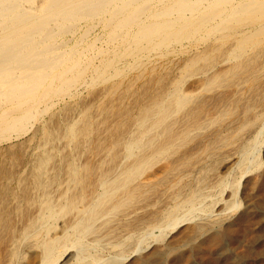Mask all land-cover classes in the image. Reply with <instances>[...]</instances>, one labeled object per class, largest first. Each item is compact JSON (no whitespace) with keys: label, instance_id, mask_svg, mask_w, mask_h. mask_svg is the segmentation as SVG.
<instances>
[{"label":"rangeland","instance_id":"rangeland-1","mask_svg":"<svg viewBox=\"0 0 264 264\" xmlns=\"http://www.w3.org/2000/svg\"><path fill=\"white\" fill-rule=\"evenodd\" d=\"M98 19H81L83 28L77 34L87 32L75 48L83 59L89 57L88 62L94 58V64L101 63L90 74L85 67L76 84L92 78L99 82L71 87L73 97L53 94L45 98L42 101L51 103L48 116L39 111L45 103L38 102L37 120L30 118L34 123L29 131L0 142V264L12 260L11 264H37L42 256L39 241L32 238L17 243V258L7 251L12 247L10 237L19 236L26 225V214L38 213L37 205L28 201L36 192L23 188L28 183L33 186L29 168L44 152L51 154L50 175L58 172L63 180L50 183L56 188L51 191L56 200L64 199L65 195L60 197L64 190L65 199L81 191L94 196L90 203V197L77 201L80 214L65 210L51 220L45 234L46 241L56 244L50 264H236L239 260L255 264L261 247L249 245L264 216V37L241 51L239 38L248 32L238 35L230 30L178 43L169 40L155 47L156 40L136 51L134 37L124 44L122 35L111 37V28ZM130 25L136 29L135 22ZM86 41L95 42L88 51H84ZM110 59L108 70L103 65ZM102 73L105 77L101 78ZM116 85L118 90H113ZM176 88L184 97L182 103L172 93ZM162 100L167 102V115L162 114ZM147 107L154 113L141 122L139 115ZM42 124L51 129L52 137L53 133L58 137L40 146L44 137L37 129ZM69 124L77 131L71 138ZM242 146L249 150L243 151ZM72 162L78 168L75 182L67 175ZM128 184L138 193L133 200L127 195ZM114 198L121 206L107 205L92 228L79 235V222ZM170 213L175 217H169ZM157 217L165 221L153 223ZM141 218L145 224L140 231H130L128 226Z\"/></svg>","mask_w":264,"mask_h":264},{"label":"bare ground","instance_id":"bare-ground-1","mask_svg":"<svg viewBox=\"0 0 264 264\" xmlns=\"http://www.w3.org/2000/svg\"><path fill=\"white\" fill-rule=\"evenodd\" d=\"M92 16L93 17L95 16L97 18L99 17L101 21H104L107 24L106 26H109L111 28L112 31L111 33L109 32L111 34V37L115 36L117 33L118 35H122L121 41L124 42V44L126 43V41L129 42L130 39L134 37L135 39H134L133 46H136V51L141 50L145 43L154 44L156 40H159V42L155 44V47L165 45L168 43L169 40H173L178 43L179 40H182L184 38H187V39L188 38L196 39V37L206 38L207 36L209 37V36L214 35V33H218V35L221 32L224 33L225 30L235 31V33L236 32L239 33L238 35H241V33L243 34L244 32H248V34L246 33L247 36L245 35L246 36L245 38L241 36H240L241 38H239L241 40V44L238 47H239V50L241 51V48H246V46L253 47V45H256L259 42V40H261L264 37V0H0V142L1 143L3 141L7 142V140L10 141V139L17 138L29 131L30 127L34 123L30 121V118L35 117L36 119L37 113H34L35 111L34 109L38 102L44 100L47 97H50L53 94L61 95L62 98L65 95L67 97H73L74 96L73 94L75 93L73 92V90L70 91L71 87L75 88L78 85H80V83L82 82H84V84H90V83L100 80L99 78L98 79L92 78V80L88 82L85 79V80H81L80 83L76 84V82H78L77 80L78 77H80V74L81 72L84 71L85 67L90 68V71H89V74H90V72H93L96 70V68L98 67V64H101L97 62L98 64L96 63L97 64L96 66V64L93 63L94 58L91 59L92 61L88 62L89 57H87L86 54H85L86 55L85 59H83L80 54V51L77 48H75L76 43H79L84 40L82 37L87 32L84 29L83 32L82 30L79 32V35L77 34V31L80 28H83V26H80L81 25L80 21H82L81 19L86 18V17H92ZM133 22H135V26H136V29L134 28V30H132V25H130ZM245 23L247 25H244ZM106 26L104 29L108 28V27L106 28ZM102 27L103 25L101 24V28ZM247 28L248 30L245 31ZM66 34H69V37H66L65 36ZM239 39L237 38L236 42L237 41L239 42L240 41ZM69 41L72 42L71 45L69 44ZM185 41H184V44H185ZM86 42H87V45H86L87 48L84 47V51L85 50L88 51V49L92 48L91 46H93V43H95L94 41H86ZM100 42H102V40ZM238 47H236L235 49L238 50ZM117 51L119 52V49ZM116 52H112V53L115 54ZM99 53H101V50L98 48L97 54ZM119 57L120 56H118V58ZM97 60L99 61V58ZM104 61L105 63L104 65L103 64L102 65L106 66L107 67L106 69H108L109 68L108 66L112 65L111 59L108 61L107 60H104ZM99 77L102 78L105 76L102 73V75ZM59 83L60 85H56ZM111 85L113 86L114 84H111ZM117 88L118 87L116 85V89L113 88V90H118ZM172 93L175 96H177L175 99L178 103L183 102L184 97L181 96L180 91L177 90V88ZM48 100L47 101L45 100V102L42 101L45 103L43 105L44 108L43 109L41 108L39 110L40 112L42 111L43 116H44L45 111L49 109L51 106V103L49 102L50 100L49 101ZM47 102L49 104H47ZM162 103L164 104L161 106L163 107L162 110L165 109L162 114L164 115L169 114L168 108L166 109L167 104L165 105V103L167 102L164 103L163 101ZM148 107H147V110L142 111L143 112V114L141 113L142 115H139L141 116L140 119H138L139 121L142 122L145 118H147V116H150L151 114L154 113L150 111ZM167 107H171V106H167ZM40 112H39V115H40ZM161 112L162 111H160V113ZM46 115H47V111H46ZM159 116H157V118ZM147 120H150V118ZM146 123H143V124H146ZM46 124L45 126L42 124V126H40L37 129L41 131L39 133H41L44 137L42 141L40 139L42 135L40 134V136H37L41 140L40 142L41 144L39 143L40 146L42 145V143L44 145H48L50 143L49 140H51L53 137L54 138L58 137L54 135L55 133H53V137L51 136L52 133H50L49 131L51 129H49L47 127L48 124L47 125ZM156 125H158V123ZM69 126H72V127H69ZM69 126H68V128H70L69 133L67 130L66 132L69 134L70 138L73 137L74 135L76 136L77 131L76 129L73 128V126L75 127V125L69 124ZM166 126H169V125H166ZM50 128L52 127L50 126ZM28 143L30 144V142ZM169 143L170 142H167V144ZM131 148L132 147H130V149ZM156 148L155 150L157 152ZM248 150L249 149L246 146L243 148V151H248ZM23 153H25V151ZM50 158H51L50 152H44L43 154L39 153V155L35 157L31 168H29L31 169L32 178L30 177V179L31 181H33L32 183L33 186L29 185L28 183V186L24 185L25 187L23 189H25L28 192L30 191L33 193L36 192V196H32L34 195L32 194L30 196L31 198H29L28 201H32L35 205H37V208H35V210L37 209L36 211L38 213L37 215H33L32 213L31 214L27 213L25 217L27 223H25L26 225L24 226V228H22L20 235L18 234L19 236L15 238L14 236L10 237L11 243L9 245L12 247L9 248L10 252L7 251V253L11 256V258L13 257V259L19 256L18 247H19V244L21 243L20 240L25 239V238H32L33 240L35 239L37 242L39 241V246L41 247V250H42L41 252L42 256L38 258L40 260L38 261L37 264H50L54 259V252H55L56 244L54 245V243L50 241H46L45 234H47L46 233L47 227L54 222V221L51 222V220L54 217L58 218L59 216H61L59 215L57 217V215L60 212H64L65 210L66 211L75 210L77 214L78 213L80 214L81 210L77 206V203H78L77 201L81 199L87 200V198L90 197V201H88L90 203L94 197V196L92 197L91 193L89 194L87 193L85 195L83 194L84 192L81 191V192H78L79 194L75 192L76 193L75 195L73 194L70 196V198L68 196L67 199H65L66 191L64 190L65 192L63 191L60 195V197L65 195L63 196L64 199H59L60 201L56 200V198H54V196L51 195V191L53 192V190L56 189V188L52 189V186L55 184L54 182L58 183V181H60L61 178L58 177V172L57 173L55 172V175H52V176L50 175L51 169L50 167H48ZM68 165H69L68 167L70 168H69L67 175H69V177L71 178L70 180L74 182L79 180V176L77 173L78 168H76V165L74 164V162L69 163ZM3 169L1 170L3 171ZM126 171H127V174L130 173L129 168H127ZM10 175H11V172H10ZM77 177L78 179L75 180V178ZM61 182H63V180H61ZM50 183L51 184L54 183V184L51 185ZM4 186L7 187V184ZM61 187L60 188L58 187L59 189L57 188L58 192L61 191L60 190ZM6 189L8 190V188ZM37 192L39 193L41 192V193L37 196ZM137 194L138 193L135 191L134 186H132V184H128L127 185L128 198H131L133 200L134 197H137ZM102 198L103 197H101V199ZM29 204L31 203L29 202ZM107 205H111V208L113 209L121 206L118 198H114V200L113 201L111 200V202L109 203H104L102 205V208L97 212L93 211L92 214L89 216V218L83 219L81 221L79 220L80 221L79 223H82V224L80 227L78 226L79 229L77 233H79V235H82L84 231L91 229L92 228L91 223L95 219L98 218L97 216H99L98 215L99 213L103 214V212H106V210L108 209L106 207ZM35 210H34V213H36ZM172 214L173 213H170L169 217H173L174 214L173 215ZM245 214L248 215L249 213L247 212ZM74 217L75 218L71 216V219L73 218L75 220L76 216ZM164 217L163 219L166 218ZM157 220H158V217L155 218V220H153V223L155 221L156 223H163L165 221V220H161V221H157ZM260 221L261 223L258 224L259 227L256 229V237L250 242V245H249V248L251 245H259L261 247L258 253V256L255 259V264H264V216H263V219H261ZM77 224H78V221H77ZM144 224H145L144 220H142L141 218L138 220V222L129 225L128 229L130 231L137 232V231H140L141 226H143ZM1 228H2V225H1ZM231 228L228 227L229 230ZM194 229H198V228H194ZM67 230L68 229H66V231ZM57 241L58 240H56V242ZM17 243L19 244L17 245ZM256 249H259V248H256ZM81 255L85 256L86 254H81ZM236 264H243V263L241 260H239Z\"/></svg>","mask_w":264,"mask_h":264}]
</instances>
